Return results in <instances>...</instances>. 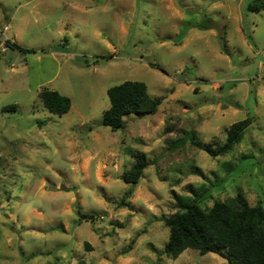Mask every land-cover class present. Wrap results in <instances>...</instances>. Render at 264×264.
I'll return each mask as SVG.
<instances>
[{"label":"rangeland","instance_id":"obj_1","mask_svg":"<svg viewBox=\"0 0 264 264\" xmlns=\"http://www.w3.org/2000/svg\"><path fill=\"white\" fill-rule=\"evenodd\" d=\"M250 1L0 0V264H228L195 250L168 258L164 218L172 191L202 208L238 192L264 206V11ZM125 81L165 98L113 132L107 91ZM45 88L70 111L51 114ZM249 117L226 156L187 137L215 148ZM137 152L152 165L126 207Z\"/></svg>","mask_w":264,"mask_h":264},{"label":"trees","instance_id":"obj_2","mask_svg":"<svg viewBox=\"0 0 264 264\" xmlns=\"http://www.w3.org/2000/svg\"><path fill=\"white\" fill-rule=\"evenodd\" d=\"M247 9L254 13L264 11V0H251ZM6 44L10 50L24 51L16 43ZM107 94L110 106L103 113V124L113 132L125 128L128 116L155 115L165 98L152 97L146 84L138 81H125L112 86ZM39 97L44 107L56 116L68 113L72 106L69 97L48 88L43 89ZM252 121V117H249L231 125L226 130L225 142L215 148L203 145L194 132L187 134V137L192 145L213 158L226 156L243 141L245 130ZM185 142L186 138H183L175 144L178 147ZM151 165L152 161L145 153L133 154V164L124 175V182L130 188L120 203L122 206L130 207L126 200L132 196L144 171ZM199 191L197 193L191 189V193L199 197L207 194L209 189L200 188ZM172 196L176 211L164 218L169 232L164 246V254L168 258L175 260L186 250H195L200 255L217 253L228 264H264V206L261 202L252 205L243 193L238 192L234 197L215 201L211 207L202 208L192 195L172 191Z\"/></svg>","mask_w":264,"mask_h":264}]
</instances>
